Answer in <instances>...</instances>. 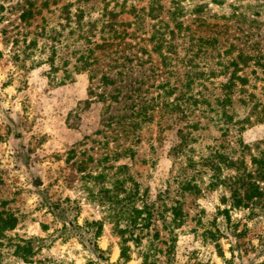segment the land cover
<instances>
[{
  "label": "rangeland",
  "instance_id": "rangeland-1",
  "mask_svg": "<svg viewBox=\"0 0 264 264\" xmlns=\"http://www.w3.org/2000/svg\"><path fill=\"white\" fill-rule=\"evenodd\" d=\"M150 2L0 0V264H264V0Z\"/></svg>",
  "mask_w": 264,
  "mask_h": 264
},
{
  "label": "trees",
  "instance_id": "trees-1",
  "mask_svg": "<svg viewBox=\"0 0 264 264\" xmlns=\"http://www.w3.org/2000/svg\"><path fill=\"white\" fill-rule=\"evenodd\" d=\"M156 5V6H155ZM160 8L158 6V0H151L150 2V7H149V13L152 12V15L156 8ZM112 13V12H111ZM114 16V14H113ZM113 27V26H112ZM165 28L163 30H160L159 28L155 29L151 36L150 40L154 42V49L158 52L159 55H161L163 58L169 56V54L173 53L174 50V44L172 42L173 37H174V30L167 28V25L164 26ZM82 63V67L85 68L87 65L91 64L92 59L89 58L88 56L81 55L80 58L78 59ZM234 75V74H233ZM235 77V75H234ZM237 79L242 80V78L237 76ZM111 82H114V80H110ZM244 81V80H242ZM189 85V84H188ZM169 89V90H168ZM164 90L169 93H172L174 88L170 87L168 84L166 88L164 87ZM183 98V93L176 98V100L182 99ZM180 104H175V108L180 110ZM182 111V110H180ZM181 144V143H180ZM179 144V145H180ZM123 182L117 183V185L114 187V190H105L104 195H108V199L112 203V207L109 209L112 211V217L115 218L117 221L116 223L118 224V221L120 220H125V225L124 228L118 229L119 233L121 235H124V232L127 231L128 228H133L137 224L138 217L140 214L144 213L147 218H149L152 214L150 206L148 204H144L141 208H138L135 206V201L136 198H139L138 194V189L137 186L134 185V187L131 188H123ZM122 193H125L122 197H119L118 193H115L116 190H120ZM177 207L172 208V211L175 212ZM131 215V216H130ZM15 220L10 217H2L0 216V225L3 227L7 228H12L14 225ZM116 224V225H117ZM1 226V227H2ZM117 227V226H116ZM1 229V228H0ZM123 237V236H122ZM128 238H125V236L121 239L120 243V257L125 258L126 260L128 259V254L126 253L128 246H126Z\"/></svg>",
  "mask_w": 264,
  "mask_h": 264
}]
</instances>
